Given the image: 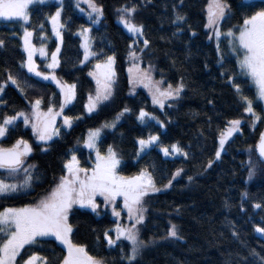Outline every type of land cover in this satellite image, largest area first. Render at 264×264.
<instances>
[{
    "label": "trees",
    "instance_id": "1",
    "mask_svg": "<svg viewBox=\"0 0 264 264\" xmlns=\"http://www.w3.org/2000/svg\"><path fill=\"white\" fill-rule=\"evenodd\" d=\"M207 1L95 0L103 7L104 14L99 23L93 24L76 8L75 0H62L61 19L65 28L61 30L63 43L56 75L76 85V98L64 109V114L80 118L73 120L71 128L60 129L59 135H54L46 144V150L33 141L31 129L25 127L23 121L17 120L9 126L6 136L0 138V147H11L19 138L30 140L33 151L25 160V167L30 164L36 167L29 169L34 177L32 187L13 197L0 198V211L7 206L34 203L47 193L65 174L64 164L73 154L80 165L91 166L92 154L81 146L87 130L101 127L123 112L114 128L103 130L98 147L102 153H106L109 146L117 151L121 159L120 174L134 175L147 169L157 187L162 188L147 198L141 238L150 243L138 264H261L264 239L255 228L264 227V163L260 162L255 145L264 130V120L253 121L233 87L234 78L243 94L254 96L255 88L241 74L236 56L223 40L219 41L218 52L217 43L208 38ZM226 2L231 7L227 18L221 22L222 30L235 29L246 15L261 6L260 2L243 0ZM132 5L137 8L134 22L143 25V38L149 41L142 53L144 62L152 63L155 77L162 78L164 84L175 86L183 81L185 85L180 97L163 109L154 105L141 88L129 93L126 57L134 37L117 23L116 17L117 9ZM57 7L60 4L56 1L46 0L45 4L32 9L33 40L39 43L41 35L46 36L49 50L56 41L51 36L47 17L54 14ZM177 13L185 16V20L174 23ZM40 24L44 25L43 33ZM82 26L91 29L92 51L99 54L85 64L81 63L83 52L78 35ZM21 33L18 24L0 20V40L4 41V46L0 47V84L7 82L0 93V122L4 115L27 110L36 99H42V108L60 104V94L53 83L29 74L26 67L21 66L26 58ZM139 44L143 45L141 38ZM111 55L115 56L112 95L97 111L87 114V97L95 87L89 75L91 63L106 60ZM9 73L20 87L7 80ZM262 107L254 103L255 111L264 117ZM125 108L130 111L124 112ZM141 109L157 117L164 126L152 119L138 120ZM233 119L242 120L241 130L226 143L225 150L216 159L219 135ZM149 135H158L160 140L140 151L138 140L147 139ZM176 143L187 156L178 153L164 156L158 149ZM250 159L256 169L252 180L248 179ZM209 161L211 167H208ZM179 169L183 171L176 176ZM23 176L21 171L10 182H20ZM189 176L193 177L191 181ZM169 180L171 186L164 187ZM244 192L248 193L247 198L242 196ZM255 203H261L262 208L256 209ZM114 222L106 211L97 215L74 207L70 214L74 229L72 240L85 245L89 255L103 259L104 264H128L122 257L130 254L129 243L119 240L109 246L104 236ZM171 224L177 225L180 239L167 236ZM252 250L259 253V257L253 256ZM32 252L47 256L51 264H57L58 258L66 254L63 246L52 238L32 245L28 253Z\"/></svg>",
    "mask_w": 264,
    "mask_h": 264
},
{
    "label": "snow or ice",
    "instance_id": "2",
    "mask_svg": "<svg viewBox=\"0 0 264 264\" xmlns=\"http://www.w3.org/2000/svg\"><path fill=\"white\" fill-rule=\"evenodd\" d=\"M46 0H0V20L18 24L22 30L21 40L23 42V50L27 53L26 64L21 66L27 67L29 73H33L37 77L44 80H52L60 88V94L63 97V102L59 104V111L54 110V106H49L47 112L41 111L42 99H36L33 104L32 116L35 122L32 123L33 134L37 136L39 141L47 142L52 139L53 135H59V130L54 128L57 116L64 113L67 105L71 104L76 98V85L63 81L55 74V69L60 66L58 53L60 52V45L58 44L55 52L51 53V62L46 65L49 72L40 71L39 66L34 60V56L39 53L41 57L48 55L43 40L47 37L41 35V46L33 43L34 30L31 27V15L34 6L43 5ZM81 3L88 4L90 11L88 12V19L97 24L103 16V7L95 3V0H76V8L80 12L84 9L80 7ZM183 3V0H181ZM261 6L243 18L240 25L235 26V29H229L226 33H222L219 28V23L227 18L230 11V5L226 0H208L207 16L208 23L206 28L213 30V35L217 39V51H220L219 39L223 35L228 39L230 51L237 58L242 75L246 76L252 86L255 88L253 97L243 94L240 84L235 83L233 78V87L236 89L241 102L244 105V111L251 115L254 122L264 120L260 114L254 109V103H259L264 106V0H260ZM63 10V3L60 0V7H57L54 14H49L47 19L52 25V32L56 38L63 43V35L61 29L65 28L62 22L61 13ZM137 8L135 5L124 6L117 9L119 13V22L127 29V31L135 36H143V25L134 22V14ZM185 16L177 13L174 21H184ZM39 28L43 33L44 25L40 24ZM90 28L81 27L78 33L83 38L81 47L84 49V61L89 60L90 57H96L99 54L90 49ZM195 35V33H193ZM212 39V36L209 37ZM135 43V41H134ZM145 47L149 45L147 39L143 40ZM4 46V41L0 40V47ZM129 57L136 61L139 59L136 50L132 45L129 46ZM223 55L220 60L223 62ZM84 61H81L83 63ZM115 64V56H107L103 63L97 62L95 68L96 72H90L96 80L97 89L95 96L89 94L88 103L85 105L88 113L94 112L97 107L108 100L112 95V83L115 72L113 65ZM151 67V66H150ZM130 74V82H138L143 84L152 93V102L158 105L161 109L165 107L167 100H176L184 91L185 85L181 81L176 87L168 84L166 89L160 87L163 81H153L152 76L148 70L141 69L137 63H133L132 67L128 69ZM8 81L20 87L19 82L11 73L7 77ZM5 84H0V93H3ZM23 92V89H21ZM130 109L125 108L124 112H129ZM264 111V107H262ZM124 113H119L116 117L119 120ZM23 117V123L27 126L31 119L24 112H17L15 115H4L2 122H0V138L6 136L9 131V126ZM80 117H71L64 115V124L71 128L74 119ZM156 120L163 127V122L150 113L141 109L138 120L144 122L145 119ZM242 121L240 119H233L228 122L229 127L226 131H221L219 148L215 155L220 157L221 151L227 140L233 133L240 131ZM254 126V125H253ZM115 127V122L105 123L101 128L90 129L87 139L84 141L85 147L95 151L94 166L89 169L81 167L77 156L73 154L71 159L64 164L66 175H61L58 183L51 191L35 204H26L23 207H4L0 211V264H51L47 256H40L32 252L28 253V248L37 244L44 238H54L66 250V254L62 255L57 260V264H104L103 259H98L89 255L86 246L74 243L72 240L73 225L70 223V214L74 206L79 208H87L92 212H97L100 207L98 198H102V203L105 207L111 206L112 215L119 218L121 211L117 210V200L122 198L123 208L127 210V215L130 220L134 219L135 223L131 227L122 226L118 221L115 222L116 239L113 240L109 235V231L104 233L109 246L116 243L117 240L123 238L130 243V254H126L122 259H127L128 264H138L139 259L143 255V251L149 247V241L140 238L139 229L136 227L142 224L145 217L143 212L146 209L143 207L144 197L148 196L150 192H159L161 189L157 187L152 173L147 169H142L139 174L133 176H124L119 173L121 159L117 151L109 146L106 153L101 152L98 147V140L100 139L103 128ZM160 140L158 135H149L147 139H139L140 151L157 143ZM256 148L259 151L261 163H264V132L260 134V139ZM46 150V149H45ZM33 151L32 146L23 138L18 139L11 147H0V198H10L14 195L26 192L32 187L33 175L29 169H35V165H28L25 167V158ZM161 151L165 156L172 153L183 154L187 153L179 146L178 143L172 144L170 147L162 146ZM212 162L209 161L208 167H211ZM23 171L24 176L20 182H10ZM182 169L177 170L176 176L180 175ZM256 175V169L252 166L251 159L249 160L248 179L252 180ZM175 179V176H173ZM189 181L193 177H188ZM172 181L164 187H170ZM244 198L248 197V193H242ZM226 203V207H227ZM256 209H261V203H255ZM264 222V220H262ZM255 231L264 235V227L257 226ZM233 235H237L233 232ZM168 237L180 239L177 225L171 224L167 233ZM167 238V237H165ZM28 246V248H26ZM123 251V249H122ZM253 256L259 257V253L252 250ZM25 255L27 259H25ZM261 264H264V257H260Z\"/></svg>",
    "mask_w": 264,
    "mask_h": 264
},
{
    "label": "rangeland",
    "instance_id": "3",
    "mask_svg": "<svg viewBox=\"0 0 264 264\" xmlns=\"http://www.w3.org/2000/svg\"><path fill=\"white\" fill-rule=\"evenodd\" d=\"M54 1H56V3H58V4H60V0H54ZM75 2H76V0H75ZM96 3V2H95ZM97 4V3H96ZM98 5V4H97ZM207 5H208V1H207V4H206V7H205V25L208 23V16H207ZM80 7L81 8H83L84 9V12H81V13H83V14H85V15H87L88 16V12L90 11V8H89V6H88V4H85V3H81V5H80ZM80 11V10H79ZM118 17H119V15L116 17V21H117V23H119L123 28H124V30H126L127 31V29L123 26V24L122 23H120L119 22V19H118ZM49 21V20H48ZM222 22V21H221ZM221 22L219 23V28H220V31L222 32V33H226L229 29H223L222 30V28H221ZM49 26H50V30H51V36H52V38L56 41V45L51 49V50H49V48H48V44H47V42H46V40H43V44L45 45V47H46V51H47V53H48V55L46 56V57H41L40 55H39V53H37L35 56H34V60H35V62H36V64L39 66V69L38 70H40V71H44V72H49V71H51L50 69H47L46 68V65L48 64V63H50L51 62V53L52 52H55V50H56V47H57V45L59 44L60 45V48H61V43H60V41L56 38V36L54 35V33L52 32V25H51V23H50V21H49ZM87 28H89V27H87ZM205 29H206V31H207V34H208V38L210 37V36H212V39H209V40H211V41H214L215 43H217V39L215 38V36L213 35V30L212 29H210V28H206L205 27ZM62 30V29H61ZM234 30V29H233ZM62 32V31H61ZM128 32V31H127ZM129 33V32H128ZM22 34L23 33H21V36H22ZM129 34H131V33H129ZM89 35V34H88ZM133 37H134V41H135V43H133L132 44V46H133V48L136 50V53H137V56L139 57V59L138 60H136V61H133L130 57H129V55H128V53H129V51H128V53H127V57H126V63H127V66H126V71H127V75H128V78H129V93H133V92H135L137 89H143L147 94H148V96L150 97V99H151V102H152V93L150 92V90L148 89V88H146V87H144V85L143 84H140V83H138V82H130V74H129V71H128V69L130 68V67H132V65H133V63L135 62V63H137L138 65H139V67L141 68V69H144V70H148L149 72H150V74H151V76H152V79H153V81H161L162 80V78H156L155 77V71H154V67H153V65H152V63H150V62H144V60H143V57H142V53H143V50H144V48H145V46H144V44L143 45H141V44H139V38H141V40L143 41L144 40V38H143V36H135V35H133V34H131ZM80 36V35H79ZM90 37V36H89ZM228 39L229 38H227V37H225V36H221L220 37V39H219V41L220 40H223L225 43H226V45H227V48H228V50L230 51V46L228 45ZM33 43L37 46V48H39L40 46H41V43H42V41H40L39 43H35L34 42V40H33ZM83 43V38L80 36V44H82ZM81 49H82V52H83V57H82V61H84V49L81 47ZM90 49H91V51H92V47H91V40H90ZM231 52V51H230ZM26 54V58H25V64H26V61H27V53H25ZM58 59H59V53H58ZM92 59V57H90L89 58V60H87V61H84L82 64H85V63H87L88 61H90ZM104 61H106V60H103V61H93L92 63H91V66H90V69H89V73L90 72H96L97 71V69L95 68V65H96V63L97 62H100V63H103ZM151 66V67H150ZM26 67V66H25ZM26 69H27V67H26ZM113 69H114V72H115V66L113 65ZM56 70H57V68L55 69V74H56ZM28 71V70H27ZM29 74H31V75H34L33 73H29ZM35 76V75H34ZM91 76V75H90ZM37 77V76H36ZM38 78H41V77H38ZM91 78L93 79V81H94V85H95V87H94V90H93V92H91V93H89V94H91L92 96H95V94H96V89H97V84H96V80L93 78V76H91ZM46 81H48V82H51V83H53L54 85H55V87L57 88V90H58V92H59V94H60V88H58L57 87V85H56V83L54 82V81H52V80H46ZM163 81V80H162ZM114 82H115V76L113 77V83H112V91H113V85H114ZM70 84H74V83H70ZM167 86H168V84L166 85V84H164V82H163V84H161L160 85V87L162 88V89H166L167 88ZM177 85H175V86H173V87H176ZM88 97H89V95H88ZM88 97H87V101H86V104L88 103ZM111 97V96H110ZM74 101V100H73ZM72 101V102H73ZM107 101V100H106ZM106 101H104V102H106ZM173 100H167L166 102H165V105H169V104H171V102H172ZM63 102V97H62V95L60 94V103H62ZM103 102V103H104ZM35 103V100H33L30 104H29V108L27 109V110H20V111H18V112H24L25 114H27L29 117H30V119H31V122L26 126L24 123V126L25 127H29L30 129H31V132H32V135H33V141L35 142V143H37V144H42V148L43 149H46V144L50 141H47V142H43V141H39L38 139H37V136L36 135H34L33 134V131H32V123H34L35 122V118L32 116V111H33V104ZM103 103H101L98 107H97V109L95 110V111H97L98 110V108L103 104ZM153 103V102H152ZM72 104V103H71ZM71 104H69V105H67L65 108H67L68 106H70ZM156 106H158V105H156ZM159 107V106H158ZM47 109H48V107L47 108H42L41 107V111L42 112H47ZM54 110L55 111H59V106L58 107H54ZM85 111H86V113L87 114H92V113H94V112H92V113H88V111H87V109L85 108ZM64 113L62 114V115H60V116H57L56 117V120H55V124H54V128H56V129H58V130H60V129H68L69 127H67L65 124H64ZM118 115V114H117ZM117 115L115 116V118L114 119H112L111 121H109V122H107L108 124H111V123H113V122H115V124L119 121V120H117L116 119V117H117ZM152 115V114H151ZM154 116V115H153ZM121 117V116H120ZM120 119V118H119ZM18 120H21V121H23V117H21L20 119H18ZM241 120V119H240ZM242 121V120H241ZM104 125V124H103ZM227 127H229V124H227L226 126H225V128H224V130L223 131H226V129H227ZM98 128H101V127H98ZM91 129H96V128H91ZM104 129H112V127H108V128H103L102 129V131H101V133L103 132V130ZM89 130L90 129H88L87 130V132H86V134H85V138H84V140H83V142L81 143V146L84 148V149H86L87 151H89V152H91V154H92V162H91V166H89V167H87V168H89V169H91L93 166H94V163H95V151L94 150H92V149H88L87 147H85V145H84V141L87 139V136H88V132H89ZM240 130H241V128H240ZM240 131H238V132H235V133H233V135L227 140V142L234 136V135H236L237 133H239ZM53 137H54V135H53ZM52 137V138H53ZM19 139H21V138H19ZM24 140H26V141H28V143L32 146V142L30 141V140H28V139H25V138H23ZM219 140H220V135H219V138H218V148H217V150H220V148H219ZM17 141V140H16ZM226 142V143H227ZM226 143H225V145H226ZM15 144V143H14ZM225 145H224V149L221 151V154H222V152L225 150ZM160 151H161V147H159L158 148ZM162 152V151H161ZM103 154V153H102ZM162 154L164 155V153L162 152ZM31 154H29L26 158H25V160L30 156ZM165 156V155H164ZM216 159H217V157H216ZM81 167H85V166H82V165H80ZM137 174H139V173H137ZM137 174H134V175H137ZM64 175H66V172H65V174ZM121 175H124V174H121ZM124 176H133V175H124ZM55 187V186H54ZM161 190H162V188H160ZM51 191V189L47 192V193H45L44 195H42V196H40L34 203H31V204H35V203H37L41 198H43V197H45L49 192ZM153 193H156V192H150L149 193V195L150 194H153ZM148 195V196H149ZM148 196H146V197H144V201H143V207L146 209V211H144L143 212V215H144V217H146V212H147V209H148V204H147V198H148ZM98 203H100V207L97 209V212L98 213H100L101 211H106V212H108L109 213V215L111 216V218L115 221V222H119L122 226H125V227H131L132 226V224H134L135 223V220L134 219H132V220H130L129 218H128V215H127V210L126 209H124L123 208V200H122V198H118V200H117V210L118 211H121V216L119 217V218H117V217H114L113 215H112V208H111V206H108V207H105V205L102 203V198H98V201H97ZM7 207H23V205L22 206H7ZM74 207H78V206H74ZM84 209H87V208H84ZM3 210V209H2ZM1 210V211H2ZM88 210H90V209H88ZM91 211V210H90ZM145 220V219H144ZM115 222L112 224V226H111V231H112V234H109L111 237H112V239L113 240H115L116 239V232H115V226H116V224H115ZM144 222V221H143ZM143 224V223H142ZM142 224H138V225H136V227L139 229V234H140V238H141V227H142ZM171 227V226H170ZM256 232V231H255ZM257 233V232H256ZM259 236H261L263 239H264V235H261V234H259V233H257ZM52 239H54V238H52ZM142 239V238H141ZM120 240H124L123 238H121ZM117 241H119V240H117ZM125 241H127V240H125ZM58 242V241H57ZM108 242V241H107ZM128 242V241H127ZM59 243V242H58ZM129 243V242H128ZM129 245H130V243H129ZM62 246V245H61ZM130 248H131V246H130ZM27 259V258H26ZM38 264H39V262H38Z\"/></svg>",
    "mask_w": 264,
    "mask_h": 264
},
{
    "label": "water",
    "instance_id": "4",
    "mask_svg": "<svg viewBox=\"0 0 264 264\" xmlns=\"http://www.w3.org/2000/svg\"><path fill=\"white\" fill-rule=\"evenodd\" d=\"M243 1H245V2H260V0H243ZM262 132H264V130H263ZM262 132H261V133H262ZM259 139H260V136L258 137V140H257V142H256V145L258 144ZM256 145H255V148H256ZM256 153H257L258 158L261 160V158H260V156H259V151H258L257 148H256Z\"/></svg>",
    "mask_w": 264,
    "mask_h": 264
}]
</instances>
